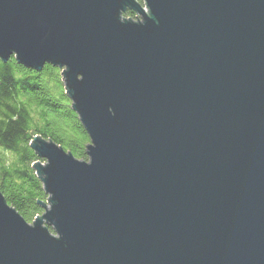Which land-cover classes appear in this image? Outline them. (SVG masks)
<instances>
[{
    "label": "water",
    "instance_id": "1",
    "mask_svg": "<svg viewBox=\"0 0 264 264\" xmlns=\"http://www.w3.org/2000/svg\"><path fill=\"white\" fill-rule=\"evenodd\" d=\"M11 56L62 69L90 142L34 137L48 198L0 191V264H264V0H0Z\"/></svg>",
    "mask_w": 264,
    "mask_h": 264
},
{
    "label": "trees",
    "instance_id": "2",
    "mask_svg": "<svg viewBox=\"0 0 264 264\" xmlns=\"http://www.w3.org/2000/svg\"><path fill=\"white\" fill-rule=\"evenodd\" d=\"M138 18L127 10L124 14ZM62 69L26 68L14 56L0 60V191L29 224L43 213L48 196L33 163L45 162L31 147L35 136L51 139L77 159L88 160V133L72 109Z\"/></svg>",
    "mask_w": 264,
    "mask_h": 264
},
{
    "label": "rangeland",
    "instance_id": "3",
    "mask_svg": "<svg viewBox=\"0 0 264 264\" xmlns=\"http://www.w3.org/2000/svg\"><path fill=\"white\" fill-rule=\"evenodd\" d=\"M47 206L50 207V204L47 203ZM49 230L51 231L52 234H54V232H53V230L51 228H49Z\"/></svg>",
    "mask_w": 264,
    "mask_h": 264
}]
</instances>
